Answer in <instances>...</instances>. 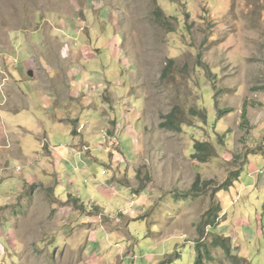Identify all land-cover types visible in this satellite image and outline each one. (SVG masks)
Instances as JSON below:
<instances>
[{"label":"rangeland","instance_id":"1","mask_svg":"<svg viewBox=\"0 0 264 264\" xmlns=\"http://www.w3.org/2000/svg\"><path fill=\"white\" fill-rule=\"evenodd\" d=\"M21 66L69 104L73 138L50 142L83 155L14 164L27 180L0 206V264H196L198 246L202 264H264V0H0V76ZM197 142L215 156L198 162Z\"/></svg>","mask_w":264,"mask_h":264},{"label":"crops","instance_id":"2","mask_svg":"<svg viewBox=\"0 0 264 264\" xmlns=\"http://www.w3.org/2000/svg\"><path fill=\"white\" fill-rule=\"evenodd\" d=\"M4 66H6V63ZM87 66L88 65L83 66L84 70L89 69ZM89 67L92 68L91 65H89ZM25 70L26 67L23 68L21 66L20 69L16 68V70H9V74L11 76L8 74L4 79H2L3 76H0V88H2V96L0 97V206H2V204H6V202L9 200L10 193H13L18 188L20 189L23 186V180H27L26 173H23L22 170L20 171V165L26 164V169L30 168L29 163L32 162L35 157L39 156L41 149H43L44 146L48 147L47 150L52 152V154L55 156V159L58 160L59 163L61 161H67L73 155H83L75 153V150L73 149L74 140L70 146L69 144H58L53 146V144L50 142V137L56 132L55 129H59L65 133V135H71L73 138V132L71 131L72 125L70 122H68V118L66 117L68 115V110L66 109L69 104L57 102L54 89L50 88V85L44 86L41 83L40 76H37V78L34 79L33 76L25 75ZM27 79L32 80V86L25 87ZM105 79V82H109L107 77H105ZM91 83L92 79H89L83 84L84 86L91 88ZM96 83L100 84V87L105 86L100 81ZM84 88L88 89L87 87ZM80 89L81 87L79 86V83L76 82V85L70 87L68 90L69 98L80 100V95H83ZM32 91H35L37 95H40L38 98V100H40L39 104L42 106L40 115L37 111L35 113L32 112V110L39 108L35 102H38V100H34ZM88 91L89 94L92 95V91L90 89H88ZM66 97L67 95H65L62 99L64 100ZM90 100V102L81 101L82 106L85 109V113H88L86 115L87 118H90L93 115L96 117V115L102 113V110L99 111V109L92 108L93 95ZM57 103L60 105V108H57ZM44 110H46L47 113L56 115V117L49 116L50 119L53 118L51 122L54 123V126L52 125V127L49 129L47 126H43L45 119L41 116V114ZM65 110L67 112H64ZM63 114H66L65 118L60 119ZM103 118L104 120L102 119L103 123L99 131L103 133L105 138L104 133L109 128V126L106 124V116H103ZM89 126H91L90 123ZM80 127V134L83 137H86L88 135L86 133V124H81ZM126 130L128 132V128H126ZM45 134L47 135V138L43 139L42 142L39 140V138L42 139L43 137H46ZM88 136H90V134ZM31 138L37 141V146L39 147H33L30 144L31 140L28 139ZM44 140H47L48 143H45ZM112 140L113 141L111 143H114V139ZM105 141L107 140L105 139ZM84 143H87L91 146L90 157H93L95 160L99 159V157H102V155H100V146H103L104 148L105 143L97 144L100 147L97 157L93 156L91 153L93 145L87 140H83V144ZM71 146L73 148H71ZM14 164L20 165L15 168ZM59 171H57V175L59 179H61V172Z\"/></svg>","mask_w":264,"mask_h":264},{"label":"trees","instance_id":"3","mask_svg":"<svg viewBox=\"0 0 264 264\" xmlns=\"http://www.w3.org/2000/svg\"><path fill=\"white\" fill-rule=\"evenodd\" d=\"M156 15L157 18L160 19L161 17V11L157 10L156 11ZM159 23H164L163 20H159ZM168 67L165 69V72L167 71ZM242 117L244 119V121H247V117H246V110L244 109ZM167 120L165 123H163V127H166L168 129L171 130H175V131H180L181 130V123L179 121L178 116L176 115L175 111H172V113H170L167 117ZM194 158H196V160L198 162H206L208 159L212 158L215 156V152L213 151L211 145L209 143H202V142H197L194 144ZM197 184V183H196ZM78 200V199H77ZM77 200H75L77 202ZM82 208L83 206L80 205ZM220 207H217L215 209L212 210V214H211V218L212 220H209L207 222V227L210 226H214L216 224V218H218L219 214H220ZM201 232L203 233V231L201 230ZM214 245L217 246H222L224 248V250L226 251L227 254H231L230 252V248L228 247V245L225 243L224 240L221 241H215ZM199 246L197 247V257H196V264H202L203 263V256L199 251ZM206 253L208 255V252L206 250Z\"/></svg>","mask_w":264,"mask_h":264},{"label":"water","instance_id":"4","mask_svg":"<svg viewBox=\"0 0 264 264\" xmlns=\"http://www.w3.org/2000/svg\"><path fill=\"white\" fill-rule=\"evenodd\" d=\"M30 75H32V74L30 73Z\"/></svg>","mask_w":264,"mask_h":264}]
</instances>
